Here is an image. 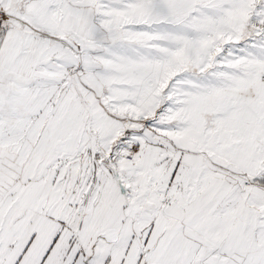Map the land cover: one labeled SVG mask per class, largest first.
Instances as JSON below:
<instances>
[{"label":"snow or ice","instance_id":"snow-or-ice-1","mask_svg":"<svg viewBox=\"0 0 264 264\" xmlns=\"http://www.w3.org/2000/svg\"><path fill=\"white\" fill-rule=\"evenodd\" d=\"M0 264H264V0H0Z\"/></svg>","mask_w":264,"mask_h":264}]
</instances>
